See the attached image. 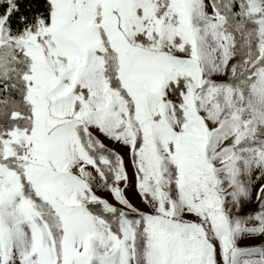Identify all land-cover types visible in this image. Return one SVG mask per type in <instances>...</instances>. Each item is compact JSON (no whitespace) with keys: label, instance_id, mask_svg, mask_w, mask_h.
I'll list each match as a JSON object with an SVG mask.
<instances>
[{"label":"snow or ice","instance_id":"6c2138e0","mask_svg":"<svg viewBox=\"0 0 264 264\" xmlns=\"http://www.w3.org/2000/svg\"><path fill=\"white\" fill-rule=\"evenodd\" d=\"M244 236L264 0H0V264H264Z\"/></svg>","mask_w":264,"mask_h":264},{"label":"rangeland","instance_id":"374dc122","mask_svg":"<svg viewBox=\"0 0 264 264\" xmlns=\"http://www.w3.org/2000/svg\"><path fill=\"white\" fill-rule=\"evenodd\" d=\"M104 142L110 147L115 149L117 152H119L121 155L125 157V160H128V155H127V149L121 147L118 144H114L109 140L104 139L103 136L100 137ZM129 175L131 177L132 175V168L129 167L128 169ZM98 195L105 197L110 200V202L115 203L112 201L111 197L107 192L100 191L97 193ZM127 197L130 199V201L137 207L140 208L141 210L144 211H149L148 208L142 203L140 197L136 195L134 188H129L126 192ZM257 211H259V205L253 199L251 202H247L243 205L242 210L240 212V215H249V214H255ZM249 226H252V224H249ZM238 246L239 247H262L264 246V236H257V237H249V236H244L240 240H238Z\"/></svg>","mask_w":264,"mask_h":264}]
</instances>
